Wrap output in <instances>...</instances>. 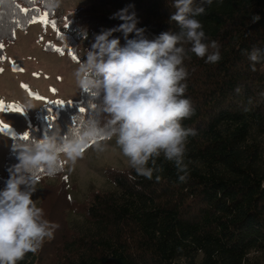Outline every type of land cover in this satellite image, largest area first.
I'll return each mask as SVG.
<instances>
[{"label": "trees", "instance_id": "1", "mask_svg": "<svg viewBox=\"0 0 264 264\" xmlns=\"http://www.w3.org/2000/svg\"><path fill=\"white\" fill-rule=\"evenodd\" d=\"M173 2L89 0L68 14L66 26L60 28L62 45L51 47L52 51L62 49L58 52H67L72 59L74 54L80 62V42L89 49L96 34L122 23L110 17L129 5L147 38L178 32V25L169 23ZM193 6L204 7L195 19L202 25L209 52L215 51L211 42H217L221 59L205 63L206 57L188 52L183 61L184 98L194 112L181 124L196 131L185 145L187 180L179 182L174 164L161 155L156 163L162 171L154 172L152 179L137 176L133 181L129 175H136L134 169L109 167L108 186L91 190L80 201L69 193L64 164L55 175L38 173L47 191L40 208L59 227L36 253H27L18 264H264V59L252 71L245 55L253 47L264 49V0H212L211 4L193 0ZM41 11L49 20L56 18L55 10H44L34 0H3L0 20L6 31L0 34V43L12 40V31L26 29ZM254 14L260 19L252 23ZM113 36L125 43L121 33ZM3 50L4 46L0 55ZM55 102L38 110L36 125L27 130L29 141L57 130L61 136L76 134L95 114L91 107L95 101L84 91L77 103ZM22 137H15L12 145L27 142ZM16 163L11 146L0 189ZM54 177H63L64 182L53 185L48 180Z\"/></svg>", "mask_w": 264, "mask_h": 264}, {"label": "clouds", "instance_id": "2", "mask_svg": "<svg viewBox=\"0 0 264 264\" xmlns=\"http://www.w3.org/2000/svg\"><path fill=\"white\" fill-rule=\"evenodd\" d=\"M34 2L47 11L61 4V0ZM205 2L211 4L212 0ZM172 6L175 11L169 23L174 21L178 32L165 31L147 38L145 29L137 27L138 18L129 11L133 7L129 5L110 17L122 23L94 36L73 73L80 90L95 101V114L78 133L61 136L57 130L41 139L12 145L18 163L8 169L9 177L0 189V264H18L27 253H36L59 227L44 217L43 209L33 200L37 174L52 176L64 163L75 164L93 141L96 150L103 151L100 136L105 140L115 138L136 173L129 175L130 180L137 176L152 179L154 172L162 171L156 163L161 155L174 164L179 182L187 180L185 145L188 136L196 135V131L181 124L194 112L190 100L184 98L186 85L182 81L187 71L183 61L188 52L206 57L205 63L211 64L221 56L215 41L210 45L215 51L209 52V45L203 42L206 36L202 25L195 19L205 12L204 7H194L193 0H174ZM259 19L254 14L251 21ZM116 32L122 34L123 45L119 37L113 36ZM186 44L191 47L186 49ZM245 55L255 71V65L264 59V49L253 47L245 50Z\"/></svg>", "mask_w": 264, "mask_h": 264}, {"label": "rangeland", "instance_id": "3", "mask_svg": "<svg viewBox=\"0 0 264 264\" xmlns=\"http://www.w3.org/2000/svg\"><path fill=\"white\" fill-rule=\"evenodd\" d=\"M87 3L89 0H61L60 7L55 10V19L49 20L46 15L48 22H42L41 18L47 13L41 11L36 22H31L26 29H17L14 38L6 39L3 43L4 50L0 55V102L5 106L18 105L24 111H0V122L9 125L7 129L0 131V178H3L6 158L14 138L23 136L31 126L36 125V114L43 105L52 101L77 103L82 98L83 90L77 86L73 76L79 62L72 59L67 52L61 54L52 51V48L62 45L60 28L66 26L68 14ZM69 34L79 40L77 33L69 31ZM80 45L77 52L81 62L87 46L85 41H81ZM37 95L46 99H37ZM99 143L103 151L96 150L93 144L75 164L64 163L69 180V193L77 200L85 199L93 189H104L108 186L105 175L107 168L130 167L127 158L116 145L115 138ZM62 178L54 177L48 181L57 185L64 182ZM36 188L33 200L40 207L47 199V191L39 181Z\"/></svg>", "mask_w": 264, "mask_h": 264}, {"label": "snow or ice", "instance_id": "4", "mask_svg": "<svg viewBox=\"0 0 264 264\" xmlns=\"http://www.w3.org/2000/svg\"><path fill=\"white\" fill-rule=\"evenodd\" d=\"M0 3H3V0H0ZM20 11L23 12V13H27L29 11V9H20ZM46 15L47 14H45V16L41 18L42 22H44V23H47L48 22L47 21V18H46ZM29 22H32V23L36 22V17H33L32 20H30ZM16 23H17V25L19 24L18 21H16ZM53 27H55V23L54 22H53ZM5 31H6V29H4V27H3L2 20H0V34H3ZM12 36H13V38L15 36L14 30L12 31ZM2 48H3V44L0 43V49H2ZM56 50L57 51H61V53H63V50L62 49H56ZM73 59H78V58L73 54ZM19 70H23V69H19ZM34 75H38V74L37 73H34ZM24 87H26V86H24ZM52 91H55V89H52ZM36 98L37 99H41V100H45L46 99V98L40 97L38 95L36 96ZM55 103H61L62 104V103H64V101H56ZM91 107L94 108L95 106L94 105H91ZM5 110H11V111H17V112L24 111L18 105L13 104V105H7V106H5L3 104V102H0V111H5ZM80 111H81V113H84L86 111V109L82 107L80 109ZM52 119H54V116L52 117ZM8 127H9V125H6V124H3V122H0V131H3L4 129H7ZM22 139L23 140H28V134L25 133L23 135ZM98 139H103V137L100 136V137H98ZM93 142H95V141H93Z\"/></svg>", "mask_w": 264, "mask_h": 264}]
</instances>
